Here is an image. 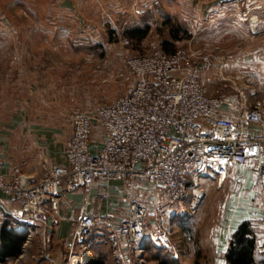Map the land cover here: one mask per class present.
Returning <instances> with one entry per match:
<instances>
[{
  "label": "rangeland",
  "instance_id": "rangeland-1",
  "mask_svg": "<svg viewBox=\"0 0 264 264\" xmlns=\"http://www.w3.org/2000/svg\"><path fill=\"white\" fill-rule=\"evenodd\" d=\"M131 5L124 0H0V170H7L3 173L19 170L39 179L61 164L65 144L62 162L46 164L41 149L47 131L35 132L41 141L38 149L24 126L62 125L61 130H71L67 141L71 112L77 109L94 116L98 104L128 95L132 83L112 77L123 71L124 58L146 54L154 42L171 41L172 32L178 37L169 51L188 49L192 38V48L217 45L226 56L229 78L264 92V0H159L153 8L157 17L148 23L150 32L142 41L128 36L140 24L137 8ZM219 7L224 9L222 19L203 18L205 9ZM254 17L259 20L256 35L251 31ZM207 88L210 96L235 95L232 83H212ZM238 172L241 169L234 168L220 184L191 186L184 211L177 210L178 216L170 211L164 225L158 226L151 216L150 233L162 244L147 249L143 264H230L226 257L234 234L245 222L256 241V264H264V195H240ZM150 194L141 195L139 202L153 207ZM151 213H156L154 208ZM260 216L258 223L254 218ZM50 249L51 243L37 237L23 245L21 258L6 264H66L65 255L48 259ZM100 256L101 264H117L107 250ZM126 264L138 262L127 256Z\"/></svg>",
  "mask_w": 264,
  "mask_h": 264
},
{
  "label": "built area",
  "instance_id": "built-area-1",
  "mask_svg": "<svg viewBox=\"0 0 264 264\" xmlns=\"http://www.w3.org/2000/svg\"><path fill=\"white\" fill-rule=\"evenodd\" d=\"M251 24L256 35L258 18ZM194 42L172 54L154 42L146 54L126 56L123 71L112 77L132 83L130 93L98 104L94 116L71 112L64 160L48 176L0 171V204L2 198L17 204L6 206L15 224L8 229L25 237V247L37 237L51 243L49 218L59 211L64 195L83 194L86 203L73 224L66 264H92L91 236L98 244L106 241L117 264H126L127 256L143 264L147 249L162 244L150 233V217L159 226L170 211L178 216L191 186L223 183L241 167L255 180L252 190L264 188V98L229 78L219 46L192 48ZM129 44L126 39L124 45ZM218 82L235 86L237 105L209 95L207 84ZM115 183L125 194V216L117 220L114 212L91 213L95 195L100 204L110 205ZM148 193L153 207L139 202ZM168 224L171 229L172 218Z\"/></svg>",
  "mask_w": 264,
  "mask_h": 264
},
{
  "label": "crops",
  "instance_id": "crops-1",
  "mask_svg": "<svg viewBox=\"0 0 264 264\" xmlns=\"http://www.w3.org/2000/svg\"><path fill=\"white\" fill-rule=\"evenodd\" d=\"M115 2H117L118 0H113ZM159 0H124L125 3H130L131 5V9L135 10V15H140V26L137 25L135 27V29L133 30H148V33L150 32V27L148 23H151L152 21L155 20V17H157L154 12H153V8L156 6V3ZM243 0H236V2H241ZM126 9V8H125ZM216 9V8H215ZM223 12L224 9L222 7H219V10H207L205 9L204 12L202 13L203 18H211V17H219L220 19L223 18ZM257 12V11H256ZM126 12H124L125 14ZM195 18H197V16H195ZM146 25V26H145ZM144 28H140L143 27ZM133 30H130L133 31ZM248 31V30H247ZM147 33V35H148ZM248 33V32H247ZM146 38V37H145ZM144 38V39H145ZM143 39V40H144ZM172 39V38H171ZM131 40H133L131 38ZM172 39L171 41H169L170 43H173ZM142 41V40H141ZM251 41L252 44H254L253 40H248ZM163 47V46H162ZM263 63H264V59H263ZM258 97L264 98V92H262L261 90H259L258 92ZM226 100L231 104V106L233 105H237L238 103V98L235 95H233L231 98H226ZM253 103V100H251V104ZM88 113V112H87ZM92 113V112H90ZM26 128V129H25ZM62 129V125H57L54 127H48V128H40L37 127L36 125H25L24 126V130L31 132L29 133V137H33L34 141V147H38V149L41 147V141L39 140V135H36L35 132L36 131H47L46 135L43 136V141H45V147L44 148H40L42 153L44 154V157L46 156L47 161L46 164L49 165H53L56 163H61L62 162V152H63V146L65 144V141L67 139V137L70 135V129L69 128H65L63 130ZM36 136V138H35ZM26 142L28 143V140H26ZM3 162V163H2ZM1 164H4L5 162L2 161ZM19 162V161H18ZM20 165V164H19ZM23 165V164H21ZM24 166V165H23ZM6 167V166H5ZM53 167V166H52ZM51 168H49L47 172H51ZM239 169H241L242 173H237L235 175V180L236 182H238V186L240 189V195H245V194H256L259 195L260 197L264 195V188L263 187H258L256 190H252V184L255 182L253 176L248 173V171H246L244 168L241 167H237ZM243 169V170H242ZM245 170V171H244ZM2 172H7V170L3 167H1ZM46 174L44 177L49 175ZM112 195H113V200L110 203V205L105 206L103 204H100L97 199H96V195L95 198L91 200V204L89 205V211L91 213H98V214H105L107 211L108 212H114V217L117 220L122 219V217L125 216L126 214V210L128 208V205L126 202H124L125 200V194L124 192L121 190L120 185L119 184H113L112 185ZM2 198V196H1ZM4 201L3 204H0V229L1 227L6 224L7 226V230H9L8 228H12L15 226L14 224V220L11 217V214L9 213L8 207L9 208H15L17 207V204L10 200V199H3ZM86 203V198L83 194H74V195H64L60 209L57 213H55L53 216H51L49 218V229L48 232H50L52 234V239H51V249H50V253H49V258L48 259H53V257L55 258L57 256H63L65 255L66 258V247L71 239V235L73 233V224L75 222H77L78 219V215H79V211L80 208L83 204ZM8 206V207H6ZM119 211V212H118ZM255 221H258V223H261L262 218L260 217H255L254 218ZM261 221V222H260ZM17 228V227H16ZM52 228V229H51ZM14 233L18 234L17 232L14 231ZM20 235V234H18ZM39 239V238H38ZM35 240H37V238H34L33 240L30 241L29 245L32 244ZM90 243L92 245L91 248V263L92 264H101L102 259L100 254L102 253L103 250H107L109 251V257L110 259H112L111 257V250L110 247L108 246V244L106 243V241H104L103 243L98 244L97 243V238L95 236H91L90 237ZM25 242V241H24ZM22 254L17 258H21ZM16 258L10 257L7 259V263L10 261H14L17 260ZM113 261V259H112Z\"/></svg>",
  "mask_w": 264,
  "mask_h": 264
},
{
  "label": "trees",
  "instance_id": "trees-1",
  "mask_svg": "<svg viewBox=\"0 0 264 264\" xmlns=\"http://www.w3.org/2000/svg\"><path fill=\"white\" fill-rule=\"evenodd\" d=\"M148 30H133L128 32V36L133 40L141 41L147 37ZM172 39H177L176 32L170 33ZM163 50L166 54H172L176 50L169 51L172 43L163 42ZM173 47V46H172ZM171 52V53H170ZM249 229V223L245 222L234 234L233 246L226 257L230 264H256L255 239ZM25 237L14 233L13 230H7L6 224L0 229V264H6L8 258H18L22 254Z\"/></svg>",
  "mask_w": 264,
  "mask_h": 264
},
{
  "label": "snow or ice",
  "instance_id": "snow-or-ice-1",
  "mask_svg": "<svg viewBox=\"0 0 264 264\" xmlns=\"http://www.w3.org/2000/svg\"><path fill=\"white\" fill-rule=\"evenodd\" d=\"M221 163H224L223 161H221Z\"/></svg>",
  "mask_w": 264,
  "mask_h": 264
}]
</instances>
